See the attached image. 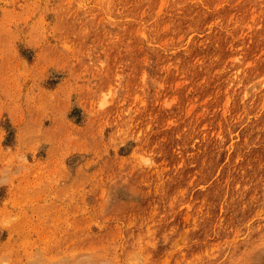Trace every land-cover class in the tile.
I'll list each match as a JSON object with an SVG mask.
<instances>
[{"label": "rangeland", "instance_id": "rangeland-1", "mask_svg": "<svg viewBox=\"0 0 264 264\" xmlns=\"http://www.w3.org/2000/svg\"><path fill=\"white\" fill-rule=\"evenodd\" d=\"M73 263L264 264V0H0V264Z\"/></svg>", "mask_w": 264, "mask_h": 264}, {"label": "clouds", "instance_id": "clouds-1", "mask_svg": "<svg viewBox=\"0 0 264 264\" xmlns=\"http://www.w3.org/2000/svg\"><path fill=\"white\" fill-rule=\"evenodd\" d=\"M144 163H146V164H150V163H153L151 160H149V159H145L144 160Z\"/></svg>", "mask_w": 264, "mask_h": 264}, {"label": "bare ground", "instance_id": "bare-ground-1", "mask_svg": "<svg viewBox=\"0 0 264 264\" xmlns=\"http://www.w3.org/2000/svg\"><path fill=\"white\" fill-rule=\"evenodd\" d=\"M76 262H77V261H76ZM76 262H75V263H76ZM75 263H73V264H75ZM78 263H79V260H78ZM80 263H81V261H80Z\"/></svg>", "mask_w": 264, "mask_h": 264}]
</instances>
